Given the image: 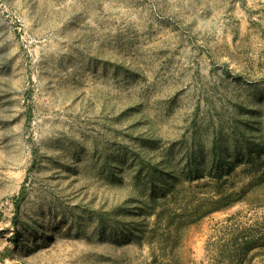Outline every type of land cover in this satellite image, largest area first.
I'll list each match as a JSON object with an SVG mask.
<instances>
[{
  "label": "rangeland",
  "instance_id": "obj_1",
  "mask_svg": "<svg viewBox=\"0 0 264 264\" xmlns=\"http://www.w3.org/2000/svg\"><path fill=\"white\" fill-rule=\"evenodd\" d=\"M0 264H264V0H0Z\"/></svg>",
  "mask_w": 264,
  "mask_h": 264
}]
</instances>
